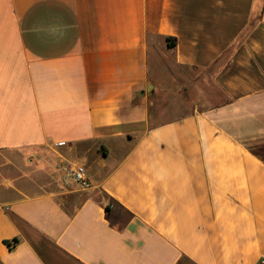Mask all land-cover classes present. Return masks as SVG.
<instances>
[{
    "label": "crops",
    "instance_id": "0c3cea01",
    "mask_svg": "<svg viewBox=\"0 0 264 264\" xmlns=\"http://www.w3.org/2000/svg\"><path fill=\"white\" fill-rule=\"evenodd\" d=\"M166 58L227 102L152 126ZM263 263L264 0H0V264Z\"/></svg>",
    "mask_w": 264,
    "mask_h": 264
},
{
    "label": "rangeland",
    "instance_id": "374dc122",
    "mask_svg": "<svg viewBox=\"0 0 264 264\" xmlns=\"http://www.w3.org/2000/svg\"><path fill=\"white\" fill-rule=\"evenodd\" d=\"M160 57H163V55H160ZM212 72L213 69H195L180 66L169 59L154 63L151 71L153 92L148 91L150 124L155 126L184 117L197 108L206 110L224 105L227 102V97L219 87L212 83ZM44 156L45 159L39 158L38 160H43V163L47 166V172L52 175L49 176V179H57L60 183L73 189H82L73 180L71 174L73 163L64 162L56 172L54 161L58 155L47 153ZM42 178H44L43 181L48 182L46 176ZM85 191L62 196V199L67 206L73 207L76 202H80L86 197V194L83 193L88 192ZM94 196L110 205V207L112 206L114 215L119 218L118 220L121 223L129 219L130 216L126 210L111 200L105 193L96 191ZM73 197H78L77 201Z\"/></svg>",
    "mask_w": 264,
    "mask_h": 264
},
{
    "label": "built area",
    "instance_id": "2783aa9c",
    "mask_svg": "<svg viewBox=\"0 0 264 264\" xmlns=\"http://www.w3.org/2000/svg\"><path fill=\"white\" fill-rule=\"evenodd\" d=\"M71 174L75 183H77L83 190L91 189V181L87 168L82 164H75L71 169ZM264 264V263H263Z\"/></svg>",
    "mask_w": 264,
    "mask_h": 264
},
{
    "label": "trees",
    "instance_id": "16d2710c",
    "mask_svg": "<svg viewBox=\"0 0 264 264\" xmlns=\"http://www.w3.org/2000/svg\"><path fill=\"white\" fill-rule=\"evenodd\" d=\"M166 41H167V45H168L169 48H172V47L175 46V39L167 38ZM105 210H106V212L108 213V215H110V214L112 213V209H111L110 205H106V206H105ZM109 219H110L111 223L113 224V226L118 227L119 229H122V228H123V226H120L118 223H114V222L111 220L110 217H109ZM18 242H19L18 239H13L12 242H10V241H5V244H6L9 248H13L14 246H16V245L18 244Z\"/></svg>",
    "mask_w": 264,
    "mask_h": 264
}]
</instances>
